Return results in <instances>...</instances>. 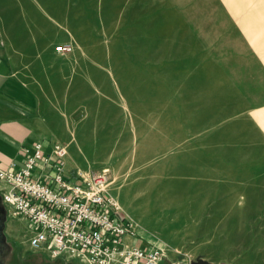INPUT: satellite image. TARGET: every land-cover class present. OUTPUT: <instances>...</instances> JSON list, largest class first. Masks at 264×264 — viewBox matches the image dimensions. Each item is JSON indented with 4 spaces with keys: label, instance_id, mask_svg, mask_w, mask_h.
I'll return each mask as SVG.
<instances>
[{
    "label": "rangeland",
    "instance_id": "rangeland-1",
    "mask_svg": "<svg viewBox=\"0 0 264 264\" xmlns=\"http://www.w3.org/2000/svg\"><path fill=\"white\" fill-rule=\"evenodd\" d=\"M151 1L123 0V33L104 21L88 32L83 16L72 21V7L65 5L69 24L86 33L82 40L91 52L81 55L78 78L66 70L63 80L41 87L47 121L59 126L43 142L65 148L70 173L105 171L107 193H119L134 235L143 228L163 240L156 244L166 252L159 264H264V198L239 199L236 212L231 198L199 196L203 97L227 88L206 79L202 85L200 60L216 46L244 45L245 36L257 40L264 33V0L240 6L239 17L250 20L236 22L209 15L215 10L198 16L199 7L146 4ZM55 13L56 0H48L49 33L55 32ZM25 29L21 20L8 33ZM60 33L55 46L68 45L63 54H70L71 32ZM248 205L252 211L241 212ZM0 210V264H51L45 252L28 248L27 237L7 236L6 221L21 232L30 225L11 218L1 198ZM65 259L53 264L81 263Z\"/></svg>",
    "mask_w": 264,
    "mask_h": 264
},
{
    "label": "crops",
    "instance_id": "crops-1",
    "mask_svg": "<svg viewBox=\"0 0 264 264\" xmlns=\"http://www.w3.org/2000/svg\"><path fill=\"white\" fill-rule=\"evenodd\" d=\"M146 4L184 6L189 11L199 7L200 12L194 14L198 16L215 10L209 15L236 22L250 20L239 17V7L254 5L255 0H153ZM65 5L72 7V21L83 16L88 32L95 33V23L104 21L123 33V0H56L54 33L47 28L48 0H0V168L11 161L20 162L24 146L44 144L47 134L58 129L57 121H47L45 112L50 107L40 97L45 92L41 87L47 86L48 80H63L67 71L71 79L78 78L81 55L91 52L82 40L86 33H79L77 25L69 24ZM21 20L27 33H8ZM63 30L71 32L66 33V41L73 45L70 54L55 50ZM245 37L246 44L216 46L213 51L203 52L200 60L202 85L206 79L210 84L215 81L217 87L222 81L227 88L225 93L216 90L203 97L199 196L231 198L238 208L236 212L241 208L239 199L264 198V33L256 35L254 41L252 36ZM111 191L120 207L119 193ZM242 208L241 212L252 211L249 205ZM16 218L27 222L30 229L21 232L6 221L7 236L28 240L33 225L23 217ZM136 234L125 237V242L147 249L163 242L143 228Z\"/></svg>",
    "mask_w": 264,
    "mask_h": 264
},
{
    "label": "built area",
    "instance_id": "built-area-1",
    "mask_svg": "<svg viewBox=\"0 0 264 264\" xmlns=\"http://www.w3.org/2000/svg\"><path fill=\"white\" fill-rule=\"evenodd\" d=\"M58 52L68 45L55 46ZM66 150L34 142L22 148L20 162L0 168V198L11 218L23 217L34 227L27 245L50 258L82 264H159L166 252L125 242L133 236L129 220L107 193L105 171L70 173Z\"/></svg>",
    "mask_w": 264,
    "mask_h": 264
},
{
    "label": "water",
    "instance_id": "water-1",
    "mask_svg": "<svg viewBox=\"0 0 264 264\" xmlns=\"http://www.w3.org/2000/svg\"><path fill=\"white\" fill-rule=\"evenodd\" d=\"M4 219H5V215L0 210V243L4 240V235H3V232H2V229H3V226H4Z\"/></svg>",
    "mask_w": 264,
    "mask_h": 264
},
{
    "label": "trees",
    "instance_id": "trees-1",
    "mask_svg": "<svg viewBox=\"0 0 264 264\" xmlns=\"http://www.w3.org/2000/svg\"><path fill=\"white\" fill-rule=\"evenodd\" d=\"M34 252H40V251H34ZM41 253H42V252H41ZM43 254H44V253H43ZM45 256H46L47 258H49V256H47V255H45ZM56 259H63V260H64L63 257H55V258H52V259H51L50 263L53 264V263H54V260H56ZM65 260L70 261V262L79 263L78 260H76V259H74V258H72V259H65ZM80 264H81V263H80Z\"/></svg>",
    "mask_w": 264,
    "mask_h": 264
}]
</instances>
